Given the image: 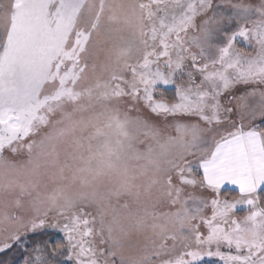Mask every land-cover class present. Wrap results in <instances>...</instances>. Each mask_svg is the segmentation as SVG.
Instances as JSON below:
<instances>
[{
  "label": "snow or ice",
  "instance_id": "6c2138e0",
  "mask_svg": "<svg viewBox=\"0 0 264 264\" xmlns=\"http://www.w3.org/2000/svg\"><path fill=\"white\" fill-rule=\"evenodd\" d=\"M0 264H264V0H0Z\"/></svg>",
  "mask_w": 264,
  "mask_h": 264
}]
</instances>
